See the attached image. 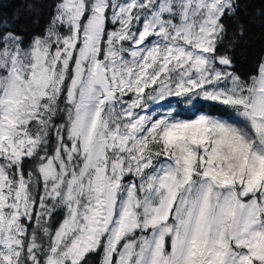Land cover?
Instances as JSON below:
<instances>
[{"label":"snow or ice","instance_id":"6c2138e0","mask_svg":"<svg viewBox=\"0 0 264 264\" xmlns=\"http://www.w3.org/2000/svg\"><path fill=\"white\" fill-rule=\"evenodd\" d=\"M0 264H264V0H0Z\"/></svg>","mask_w":264,"mask_h":264}]
</instances>
